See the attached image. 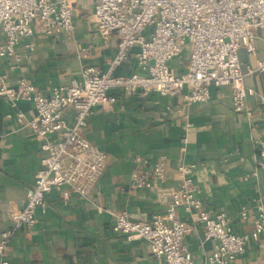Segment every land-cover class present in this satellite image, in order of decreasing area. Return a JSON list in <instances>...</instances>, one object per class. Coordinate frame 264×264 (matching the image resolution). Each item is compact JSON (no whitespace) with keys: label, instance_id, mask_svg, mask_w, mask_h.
Returning <instances> with one entry per match:
<instances>
[{"label":"crops","instance_id":"crops-1","mask_svg":"<svg viewBox=\"0 0 264 264\" xmlns=\"http://www.w3.org/2000/svg\"><path fill=\"white\" fill-rule=\"evenodd\" d=\"M95 0L73 3L75 33L47 36L37 24L35 34L24 38L16 58L0 61L8 85L25 78L42 95L80 79L87 67L101 73L130 76L139 71L134 48L129 58L111 70L118 41H105L94 22ZM257 54L239 52L243 69H256L264 61V29L255 31ZM86 50V55L82 54ZM189 52L170 62L176 75L188 67ZM245 83L255 91L247 100L252 117L234 111L230 87H212L206 103H188L183 96L147 97L113 91L112 107L93 110L82 132L108 155V163L88 198L75 194L64 201L50 192L45 209L36 211V223L20 229L8 250L9 264H153L148 242L128 240L116 234V216L128 212L133 220L151 221L164 214L170 198L165 195L180 186L176 172L182 164H195L197 195L213 215L225 213L233 232L251 235L244 255L234 264H264V241L253 239L258 205L264 194V174L259 169L256 139L264 140V73L247 76ZM24 113V119L16 113ZM34 105L20 101L16 106L0 97V234L12 225V216L26 202L41 168L45 153L41 141L27 127L35 117ZM12 115V118H9ZM193 126L192 130L187 125ZM187 137V144L182 140ZM60 134L51 137L59 141ZM141 158L142 162H138ZM162 159L167 177L154 181L152 189L137 188L134 173H144ZM256 173V175H253ZM246 215H243V213ZM201 225L184 239L194 264H206L214 243L206 240Z\"/></svg>","mask_w":264,"mask_h":264},{"label":"built area","instance_id":"built-area-1","mask_svg":"<svg viewBox=\"0 0 264 264\" xmlns=\"http://www.w3.org/2000/svg\"><path fill=\"white\" fill-rule=\"evenodd\" d=\"M82 0H0V61L16 58L17 47L24 38L35 34L38 24L47 36L75 33L73 3ZM94 22L105 40L118 41V53L111 70L126 61L134 48L139 71L130 76L101 73L87 67L80 79L68 86L53 89L48 96L25 78L10 86L0 69V97L16 106L20 101L34 105L35 117L27 127L41 141L45 153L34 185L28 190L24 207L12 216V225L0 234V264H9L8 250L22 228H32L36 211L45 209L50 192L69 201L73 194L88 198L108 163V155L93 145L82 130L98 106L112 107L117 98L113 91L142 98L151 93L165 97L183 96L192 103H206L212 87L228 86L234 111L253 116L247 100L255 91L246 85L247 76L264 73V61L256 69L245 71L240 50L255 56V31L264 29V0H95ZM189 52L187 70L180 76L170 62ZM86 55V50L82 49ZM264 104V97H261ZM16 117L24 119L22 112ZM12 118V115H9ZM191 124L187 125L192 130ZM60 134L59 141L51 137ZM188 139L182 140L187 144ZM258 166L264 174V140L256 139ZM142 162L141 158H137ZM197 165L182 164L176 178L180 186L168 193L164 214L151 221L133 220L126 211L116 216L113 231L128 240L149 243L153 264H194L184 246L185 237L201 225L206 240L214 243L206 264H234L247 250L251 235H237L225 213L213 215L197 195ZM168 175L162 159L144 173H134L137 188L152 189L154 181ZM256 175V173H253ZM243 215H246L244 212ZM253 239L264 241V194L258 205Z\"/></svg>","mask_w":264,"mask_h":264}]
</instances>
